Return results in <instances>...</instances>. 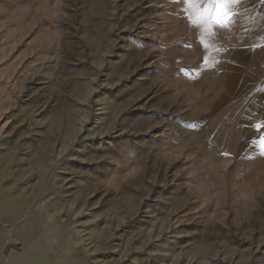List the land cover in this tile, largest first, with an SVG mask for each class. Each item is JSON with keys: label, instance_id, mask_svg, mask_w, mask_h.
<instances>
[{"label": "rangeland", "instance_id": "obj_1", "mask_svg": "<svg viewBox=\"0 0 264 264\" xmlns=\"http://www.w3.org/2000/svg\"><path fill=\"white\" fill-rule=\"evenodd\" d=\"M188 7L0 0V172L71 264H264L263 70Z\"/></svg>", "mask_w": 264, "mask_h": 264}, {"label": "crops", "instance_id": "obj_2", "mask_svg": "<svg viewBox=\"0 0 264 264\" xmlns=\"http://www.w3.org/2000/svg\"><path fill=\"white\" fill-rule=\"evenodd\" d=\"M242 12V21L238 17L231 29L217 31L224 36L231 31L240 45L253 46L244 51L255 54L256 67L263 70L254 82V97L263 104L256 124H264V2L243 0ZM260 131L264 133V127ZM5 179L0 172V264H71L69 250L64 253L67 246H56L55 222L28 199L30 195L12 191Z\"/></svg>", "mask_w": 264, "mask_h": 264}, {"label": "snow or ice", "instance_id": "obj_3", "mask_svg": "<svg viewBox=\"0 0 264 264\" xmlns=\"http://www.w3.org/2000/svg\"><path fill=\"white\" fill-rule=\"evenodd\" d=\"M264 2V0H262ZM191 13L189 23L194 27L205 30H229L238 22V17L243 20V0H184ZM264 124H256L255 131L260 133ZM258 143L261 155H264V134L259 135Z\"/></svg>", "mask_w": 264, "mask_h": 264}]
</instances>
